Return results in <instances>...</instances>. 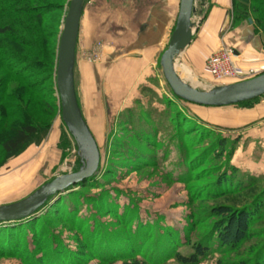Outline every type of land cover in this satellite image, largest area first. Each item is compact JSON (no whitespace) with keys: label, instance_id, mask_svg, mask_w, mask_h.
I'll return each instance as SVG.
<instances>
[{"label":"rangeland","instance_id":"rangeland-1","mask_svg":"<svg viewBox=\"0 0 264 264\" xmlns=\"http://www.w3.org/2000/svg\"><path fill=\"white\" fill-rule=\"evenodd\" d=\"M50 1L59 4L60 9L40 17H25V27L14 30L18 38L3 36V47L12 54L44 63L35 70L32 79L35 90L4 68L0 69L6 101L15 108L25 107L19 124H26V120L34 117L50 125V130L40 145L30 146L0 168V205L23 200L55 178L81 171L86 164L74 136L62 120L56 85L58 44L71 0ZM149 1L134 0L132 5L140 7ZM251 1L258 8L257 14L252 9L238 7L230 16L229 25H248L247 17L264 19V0ZM36 2L41 3L39 0L31 3ZM122 3L123 0H85L73 65L77 104L100 151L97 173L53 199H59L58 205L63 201L65 207L61 209L74 219L63 216L58 208H44L34 217V227L37 223L43 225L42 219L47 225L45 245L40 253L27 255H32L27 247H35L33 237H39L33 227L34 232H26L25 248L21 247L17 255H0V264H38L36 259L43 255L55 260L47 264H128L134 260L143 264H180L172 257L153 262L151 254L159 248L151 240L152 236L164 232L160 227H173L183 241L185 231L192 228L189 234L192 241H197L221 219L213 214L215 208L229 206L240 210L264 192V177H261L251 189L216 197L203 196V193H213L211 183L228 161L248 175L264 176V172L252 173L234 162L240 159L254 165L264 164V144L252 145L250 139L244 138L250 126V111L262 104L264 95L226 108L198 105L176 97L161 66L171 32L164 35L161 47L151 48L155 55L149 63H144L136 47L129 46L127 39L122 40ZM203 3L204 0L195 2L192 21L196 31L209 10L206 1L205 7ZM110 9H115L116 14H109ZM113 20L117 24L107 27L105 21ZM139 34L141 38L143 34ZM180 56L175 60V69L193 87L210 90L240 81L215 83L201 54L193 56L188 65ZM184 66L196 83L181 71ZM13 121L17 120L7 122L10 128ZM219 139L227 144L217 156L213 153L219 148ZM186 160L191 166V177L181 180L179 175L184 172L181 164ZM109 204L117 206L116 214ZM262 211L263 218L250 226L254 236L238 250L214 252L201 264L238 262L255 255L264 244V208ZM147 226L152 229V236H147L150 232ZM129 239L139 240L135 243L140 244L133 256L128 253L132 247ZM58 247L63 249L61 255L53 256ZM13 250V246L7 245L4 252ZM177 250L190 253L188 246ZM113 255V260H104Z\"/></svg>","mask_w":264,"mask_h":264},{"label":"trees","instance_id":"trees-1","mask_svg":"<svg viewBox=\"0 0 264 264\" xmlns=\"http://www.w3.org/2000/svg\"><path fill=\"white\" fill-rule=\"evenodd\" d=\"M39 1L41 3L36 2V4L33 5V3L31 2H34V0H0V69L4 68L13 77L27 82L28 86L33 90L37 89L36 83H32V79L36 74L35 70L43 67L44 63L25 55L23 56L20 54H12L8 51V49L3 47L2 41H4L3 36L13 35V37L15 38L19 37L14 33V30L25 27V20H23L25 17H40L47 14L48 12L53 11L54 9H60V5L56 2H51L50 0ZM233 1L234 13L238 11V7H241L243 9H252V12H254V14H257L258 12V8L254 5L252 6L251 0ZM1 4H3L4 6H1ZM246 19H248L249 23H251L250 19L252 20V23L254 21L258 23V29L264 33V19L261 16H258L257 18L247 17ZM6 96L7 95L4 86L0 82V130L2 131L0 135V153H2L0 168H2L10 159L20 156L30 146L40 145L47 137L50 130V125H44L32 116V120H26V124H19L18 122L20 121V119H22L21 114L24 113L23 111H25V107L23 108V106H16L15 108L13 105H11V103L6 101ZM9 119L17 120L10 123L11 128L10 125H7ZM217 144L219 148L213 153V155L218 156L220 155V153L224 152L227 143L224 139H219ZM229 154L231 155L232 152H229ZM181 166L184 167V172L180 173L179 179L186 180L187 178H190L191 174L189 173V170L191 166L189 165L188 160L184 161ZM261 177L264 176L248 175L240 171L235 165H232L228 161L227 166H224L220 170L215 181L211 183L213 193H203V196L206 198L216 197L241 190L251 189V187L257 184V180ZM70 189L71 187L67 190ZM56 197L57 196L51 197L45 203V205L38 210V212L43 210L44 208H50L51 210L58 208V210L60 209L59 213H61L63 216L74 219L72 215H68L65 209H61V207H65L62 204L63 201L60 202V206L58 205L59 199H57V201L53 200ZM109 205L112 212L115 213L117 211V206L115 204ZM263 208L264 192L257 198H255L252 202H250L245 208L240 210H234L229 206L217 207L213 210V214L221 216V219L216 224H213V226H211V228L206 233L200 236L199 240L197 241H192L189 234L190 231H192V228H189L185 231V241H183L181 238V234L171 226L160 227L164 232L158 233L157 236H152V229L147 226V232L150 231L146 233L147 236H152V244H155L157 246L156 248H159V250H157V253L153 251V253L151 254V257L154 258L153 262H158L160 259L166 260L167 258L172 257L180 264H201L202 261L206 260L214 252L236 251L248 238L254 236V234L250 232V226L263 218ZM36 215L27 219H23L21 221L0 223V255H17L18 251L21 250V247L22 249L25 248L24 238L26 232L34 227V220L36 219L34 217ZM42 222H44L43 225L39 224V226L37 223V229L35 228L36 226L34 227L35 233L37 235L39 234V237H33V245H35L34 249H30L29 246L27 247L28 253H32V255L27 254L29 257L35 256L40 253V249L45 245L43 242L45 233L47 232V225H45V221L43 219ZM192 225L193 223L191 224V227ZM128 241H130L129 245L132 246L129 247L128 253L133 256V253L135 251L138 252L139 250L137 245L140 244L135 243L139 242V240L136 241V239H129ZM133 242L135 244H133ZM7 245L13 246V252H4ZM180 246H188L190 248V253L184 254L178 251L177 247ZM62 250L58 247L56 251L53 252V256H55L56 254L61 255L60 253L62 252ZM256 251V254L251 256V258L248 260H241L231 263L218 261V264H264V244ZM140 252L141 250L139 251V253ZM71 254L75 255L74 253ZM155 254L157 257L153 256ZM114 258L115 255L110 256L109 258H104V260H113ZM52 260L53 258L50 256L48 257L47 255H43L41 259L39 257L36 259L38 264H47L48 262H52ZM53 261L55 262V260ZM128 264L143 263L138 260H134L133 262Z\"/></svg>","mask_w":264,"mask_h":264},{"label":"water","instance_id":"water-1","mask_svg":"<svg viewBox=\"0 0 264 264\" xmlns=\"http://www.w3.org/2000/svg\"><path fill=\"white\" fill-rule=\"evenodd\" d=\"M85 0H71L63 22L58 44L56 85L61 102L62 120L75 138L85 167L73 174L55 178L41 186L29 197L0 205V223L21 221L38 214V210L54 196L97 173L100 151L77 104L73 65ZM195 0H181L178 18L168 48L162 55L164 78L173 95L190 103L204 106H228L253 100L264 95V73L236 83L218 85L210 90L192 87L183 80L174 66V60L190 45L196 27L192 21ZM252 23V20L250 19Z\"/></svg>","mask_w":264,"mask_h":264},{"label":"crops","instance_id":"crops-1","mask_svg":"<svg viewBox=\"0 0 264 264\" xmlns=\"http://www.w3.org/2000/svg\"><path fill=\"white\" fill-rule=\"evenodd\" d=\"M205 1L209 8L207 16L194 33L190 45L181 53L182 62L188 65L189 62L191 63L193 56L198 54H201L206 61L212 52L224 46L234 51L235 62L241 68L244 70L254 69L260 74L264 73V33L258 30L255 21L254 24L250 23L248 25L244 23L235 26L230 23L229 25L230 16L234 14V1L204 0V7ZM180 2L181 0H150L149 4L144 3V6L136 7L132 5L134 0H123L120 24V32L123 33L122 40L127 39L130 43L129 46L136 47L144 63H149L155 55V50L153 51L151 48L161 47L164 35L166 36L170 32L172 35L179 14ZM107 10L105 9L104 12L108 17ZM114 10L110 9L109 14H116ZM82 15L79 33L83 21ZM89 22L90 26L91 21L89 20ZM105 24L107 27L108 25L113 26L117 24V21H105ZM139 33L143 34L141 38ZM137 35L138 38L135 39ZM190 67H192V64ZM178 74L180 75L179 72ZM180 77L184 79L181 75ZM230 106L233 105L219 107L226 108ZM248 119L250 126L246 130L244 138L250 139L252 145L264 144V98L262 104L250 111V118ZM234 162L243 170L256 174L264 172V164L262 163L254 165L251 161L247 163L240 161V159Z\"/></svg>","mask_w":264,"mask_h":264},{"label":"built area","instance_id":"built-area-1","mask_svg":"<svg viewBox=\"0 0 264 264\" xmlns=\"http://www.w3.org/2000/svg\"><path fill=\"white\" fill-rule=\"evenodd\" d=\"M206 64L215 83H222L227 80L241 81L258 75L254 69L244 70L237 65L234 51L224 46L212 52L207 57Z\"/></svg>","mask_w":264,"mask_h":264},{"label":"bare ground","instance_id":"bare-ground-1","mask_svg":"<svg viewBox=\"0 0 264 264\" xmlns=\"http://www.w3.org/2000/svg\"><path fill=\"white\" fill-rule=\"evenodd\" d=\"M180 56V55H179ZM176 60V59H175ZM175 60H174V66H175ZM181 71L183 72V73H186V75L188 76V78H190V79H192L193 81H195V83H196V80H195V78L194 77H190L191 76V74H190V71H189V69L187 68V67H183L182 69H181ZM189 74H190V76H189ZM187 83V82H186ZM188 84V83H187ZM189 85V84H188ZM192 85V84H191ZM190 85V86H191ZM195 85V84H194ZM192 87H193V85H192ZM196 88V87H195Z\"/></svg>","mask_w":264,"mask_h":264}]
</instances>
